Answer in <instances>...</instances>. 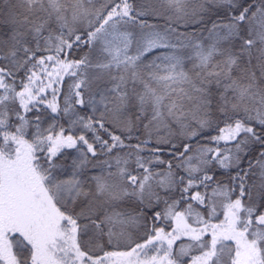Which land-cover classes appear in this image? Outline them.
Returning <instances> with one entry per match:
<instances>
[{
	"label": "snow or ice",
	"instance_id": "snow-or-ice-1",
	"mask_svg": "<svg viewBox=\"0 0 264 264\" xmlns=\"http://www.w3.org/2000/svg\"><path fill=\"white\" fill-rule=\"evenodd\" d=\"M49 88L44 128L28 114ZM192 247L264 264V0H0V261L184 264Z\"/></svg>",
	"mask_w": 264,
	"mask_h": 264
},
{
	"label": "trees",
	"instance_id": "trees-1",
	"mask_svg": "<svg viewBox=\"0 0 264 264\" xmlns=\"http://www.w3.org/2000/svg\"><path fill=\"white\" fill-rule=\"evenodd\" d=\"M80 54H82V53H78L76 58H78ZM45 55H47V54H45ZM21 75H22V73H21ZM18 82H19V77L17 78V83ZM47 82H48L47 80L44 81V83H47ZM71 83H72L71 78L68 77V76H65L63 81H61L60 83L55 85V87L59 88L60 91H61V94L57 95L56 98H55L56 102L58 104H60L61 107H63V101H64V95L63 94H65L67 92L68 85L71 84ZM17 90H19V89H17ZM41 97L45 100V103L38 104L37 108L34 109L31 113H29L28 116H29L30 119H32L36 115H41L42 118H43L41 126L44 127V128H47L49 126V124L52 123V116H53V114H51V110L47 108V101H50V100L53 99L52 89L51 88L46 89L45 92L41 93ZM17 107H18V103H17ZM59 124H63L65 127H67L66 120H60ZM56 131H59V125L57 126ZM65 134L67 135L68 133L66 132ZM215 134H216L215 132H208V133H205V136L207 137V136H211V135H215ZM28 138H30V136ZM165 159H167V157H165ZM217 175L218 176H222L223 173L218 171ZM199 190L203 191V189H199ZM185 207H186V205H179L176 208V211H183ZM161 208H163V205H161ZM197 210L200 211L204 215L205 220H207V211H208L207 208L199 207ZM222 216H223L222 213L216 212L215 215L213 216L212 220L210 221V223L216 224V222L221 220ZM156 226L157 227H163L166 232H171L172 228H173L171 220H163V219L160 220V221H157L156 222ZM195 227L196 228H200V227H203V225H200V224L196 223ZM208 237L210 238L209 230L204 233V235L202 237V240H206ZM7 238H8L9 241L13 242V251L15 252L17 250V247H18V245L16 244L15 241H16L17 238H19V234L18 233L9 234ZM20 239H22V238H20ZM181 239H182V237H180L178 240H176L174 242L173 247L175 249L178 247V245H179L178 242L181 241ZM136 242H141L142 243L143 241L142 240H137ZM204 242H206V241H204ZM224 243L228 247L233 244L232 241H224ZM126 250H128V249L127 248L126 249H122V251H126ZM104 251H116V249L113 248V247H106L104 249ZM153 254H156V253L154 251L149 253V255H153ZM96 255L102 256L103 252L97 251ZM159 255H163V253L161 252V253H159ZM189 259H190V256L184 257V264H188Z\"/></svg>",
	"mask_w": 264,
	"mask_h": 264
},
{
	"label": "rangeland",
	"instance_id": "rangeland-1",
	"mask_svg": "<svg viewBox=\"0 0 264 264\" xmlns=\"http://www.w3.org/2000/svg\"><path fill=\"white\" fill-rule=\"evenodd\" d=\"M216 212H220V213H222V218H221V220L220 221H218V222H216V224H219L221 221H224V219H225V216H224V212H225V209H224V207L221 205V206H219V207H217V210H216ZM188 222H189V224H191V226L192 227H195L196 226V223L194 222V218H189V220H188ZM195 225V226H194ZM172 226L174 227L175 225L173 224V222H172ZM12 234H15V233H12ZM209 234H210V238L208 237L206 240H203V241H206L205 243L206 244H208L209 246L211 245V240H212V232H211V230L209 229ZM182 237V239H181V241H179L178 242V247L176 248V249H178L179 247H180V245L181 244H184V245H188V244H191L192 243V241H190V239L187 237V236H181ZM8 239V238H7ZM227 241H232V240H227ZM233 242V244L231 245V246H229L233 251H232V255L234 256V254H235V242L234 241H232ZM30 247V246H29ZM113 248H115V247H113ZM116 249V251H122V249H126L125 247H123V246H121V247H119V248H115ZM205 249H200V248H198V247H192V248H190L189 250H188V253H187V255L186 256H190V259H189V262H188V264H193V260H194V258L195 257H198V256H200L201 255V253H202V251H204ZM185 256V257H186ZM227 259H228V262H229V264H230V260H231V258L230 257H227ZM0 264H3V261H0Z\"/></svg>",
	"mask_w": 264,
	"mask_h": 264
}]
</instances>
